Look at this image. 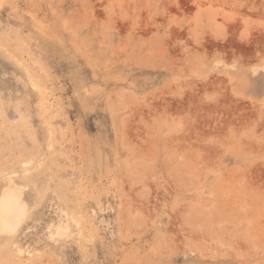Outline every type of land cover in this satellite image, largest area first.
Segmentation results:
<instances>
[{
  "label": "rangeland",
  "instance_id": "obj_1",
  "mask_svg": "<svg viewBox=\"0 0 264 264\" xmlns=\"http://www.w3.org/2000/svg\"><path fill=\"white\" fill-rule=\"evenodd\" d=\"M6 197L0 264H264V0H0Z\"/></svg>",
  "mask_w": 264,
  "mask_h": 264
},
{
  "label": "bare ground",
  "instance_id": "obj_2",
  "mask_svg": "<svg viewBox=\"0 0 264 264\" xmlns=\"http://www.w3.org/2000/svg\"><path fill=\"white\" fill-rule=\"evenodd\" d=\"M10 210H11V200L9 197H6L5 200L2 201V203H0V217L4 220L6 224L8 222V216L10 214Z\"/></svg>",
  "mask_w": 264,
  "mask_h": 264
}]
</instances>
